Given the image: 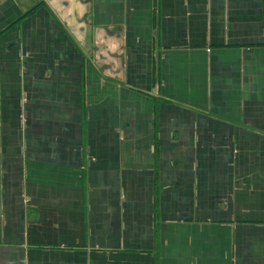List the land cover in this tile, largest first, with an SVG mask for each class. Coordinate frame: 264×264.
Wrapping results in <instances>:
<instances>
[{
  "label": "crops",
  "instance_id": "obj_1",
  "mask_svg": "<svg viewBox=\"0 0 264 264\" xmlns=\"http://www.w3.org/2000/svg\"><path fill=\"white\" fill-rule=\"evenodd\" d=\"M0 264H264V0H0Z\"/></svg>",
  "mask_w": 264,
  "mask_h": 264
}]
</instances>
